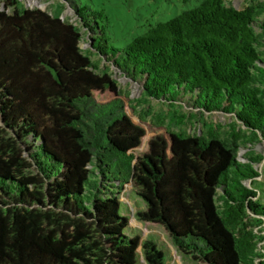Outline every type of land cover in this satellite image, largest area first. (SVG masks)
<instances>
[{
  "label": "trees",
  "instance_id": "obj_1",
  "mask_svg": "<svg viewBox=\"0 0 264 264\" xmlns=\"http://www.w3.org/2000/svg\"><path fill=\"white\" fill-rule=\"evenodd\" d=\"M3 1L0 264H138L140 246L146 264H168L155 239L127 231L112 188L128 184L144 204L137 217L164 226L181 252L201 264H261L263 155L239 151L264 139V0L240 9L197 0L121 47L100 12L78 7L75 23ZM112 66L142 83L145 99L190 106L174 114L180 124L222 112L229 128L160 132L138 152L148 131Z\"/></svg>",
  "mask_w": 264,
  "mask_h": 264
},
{
  "label": "rangeland",
  "instance_id": "obj_2",
  "mask_svg": "<svg viewBox=\"0 0 264 264\" xmlns=\"http://www.w3.org/2000/svg\"><path fill=\"white\" fill-rule=\"evenodd\" d=\"M1 8H5L3 0ZM26 8H42L51 13L60 12L64 19H69L75 23H80L78 7H84L87 11L100 12L96 15L97 20L106 25V32L109 41L117 47L124 46L131 42L135 36L145 32L149 24L158 21L169 20L183 9L193 7L197 0H38L39 4H32L29 0H20ZM258 0H227V3L237 8H244ZM264 17V15H263ZM83 26V30L85 31ZM83 48L90 47L87 40L81 42ZM94 60H101L97 54L93 55ZM110 62L101 61L103 68L107 67ZM113 77L117 79L120 90L126 96L128 112L135 120L141 122L147 128V135L138 152L147 149L149 139L160 132L168 130L187 129L191 133H201L206 128L205 123H217L223 130L229 128L232 116L222 113H206L204 116L199 115L196 118H186L183 124L179 123L178 117L181 113H190L193 111L190 106L173 107L169 103L145 99V93L142 83L126 75L116 66L111 67ZM101 98L111 97L108 91ZM177 113L178 115H174ZM164 119L163 126L160 119ZM249 147L242 146L239 151L241 160H248L245 154L252 149L256 153L262 154L263 158L255 163V167L261 172L258 178V184L264 189V139L256 142L254 145L248 144ZM120 192V199L123 201L124 212L130 217V226L127 231L130 235H139L144 241L148 238L155 239L168 255V264H201L191 255L181 252L173 243L172 238L166 231L165 227L158 223L145 222L137 217V212L144 208V204L136 199L132 185H125L123 188H112ZM264 198V191H261ZM261 251L264 253V240L261 242ZM140 258L138 264H146L145 256L140 246ZM258 261L262 264L264 256Z\"/></svg>",
  "mask_w": 264,
  "mask_h": 264
},
{
  "label": "bare ground",
  "instance_id": "obj_3",
  "mask_svg": "<svg viewBox=\"0 0 264 264\" xmlns=\"http://www.w3.org/2000/svg\"><path fill=\"white\" fill-rule=\"evenodd\" d=\"M32 4H39L38 0H29Z\"/></svg>",
  "mask_w": 264,
  "mask_h": 264
}]
</instances>
